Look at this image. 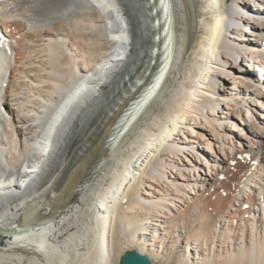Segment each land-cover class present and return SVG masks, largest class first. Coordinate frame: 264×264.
<instances>
[{
	"label": "bare ground",
	"instance_id": "bare-ground-1",
	"mask_svg": "<svg viewBox=\"0 0 264 264\" xmlns=\"http://www.w3.org/2000/svg\"><path fill=\"white\" fill-rule=\"evenodd\" d=\"M168 4L110 146L159 67L140 1L0 0V264H264V0Z\"/></svg>",
	"mask_w": 264,
	"mask_h": 264
},
{
	"label": "water",
	"instance_id": "water-1",
	"mask_svg": "<svg viewBox=\"0 0 264 264\" xmlns=\"http://www.w3.org/2000/svg\"><path fill=\"white\" fill-rule=\"evenodd\" d=\"M144 7L148 22H150L156 29L153 36L154 46L148 51L153 54V59L151 60V65H153L157 60H159V67L155 70L153 76L146 83V76L150 73L147 70L142 75H137L135 78L131 79L127 76L128 85L132 90H136L138 86H144L138 96L131 101L130 105L126 108V111L122 114L121 118L118 120L114 126V130L108 140V144L114 145L119 139L114 138L118 136L119 132L122 130L123 124L130 119L140 108V106H145L148 100L156 93L160 87L162 80L166 74L170 50L173 43L172 28H171V14L168 4V0L165 3H161V0H139ZM230 1V0H227ZM153 14V15H152ZM153 16V18L151 17ZM163 27L165 29L163 30ZM167 39V40H166ZM158 55V58L156 56ZM125 83H122L124 85ZM124 133L121 134V136ZM121 264H153L152 260L138 252L137 250H131L126 252Z\"/></svg>",
	"mask_w": 264,
	"mask_h": 264
},
{
	"label": "rangeland",
	"instance_id": "rangeland-1",
	"mask_svg": "<svg viewBox=\"0 0 264 264\" xmlns=\"http://www.w3.org/2000/svg\"><path fill=\"white\" fill-rule=\"evenodd\" d=\"M251 140L258 142V140L255 139V138H253V137L251 138ZM245 143L246 144L247 143L249 144V141L248 142H245ZM155 211H156V214H157L158 211L157 210H154V213H155ZM170 246H171V243L169 244L168 248ZM130 249H133V248H130ZM180 251H181L180 248L174 247V249H170V250L166 251V254L160 256L159 259L156 258L154 260V262L153 261L152 262H153V264H186V260H185V258L183 256V253H181ZM124 252L125 251L122 250L121 251V255H123Z\"/></svg>",
	"mask_w": 264,
	"mask_h": 264
},
{
	"label": "snow or ice",
	"instance_id": "snow-or-ice-1",
	"mask_svg": "<svg viewBox=\"0 0 264 264\" xmlns=\"http://www.w3.org/2000/svg\"><path fill=\"white\" fill-rule=\"evenodd\" d=\"M166 2V0H161V3H165Z\"/></svg>",
	"mask_w": 264,
	"mask_h": 264
}]
</instances>
